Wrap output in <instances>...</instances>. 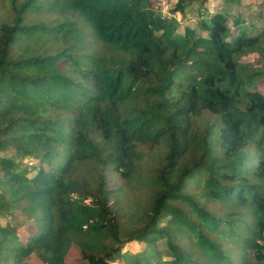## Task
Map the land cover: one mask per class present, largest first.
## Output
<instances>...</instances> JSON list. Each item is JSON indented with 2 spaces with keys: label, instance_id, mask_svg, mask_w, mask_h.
I'll list each match as a JSON object with an SVG mask.
<instances>
[{
  "label": "trees",
  "instance_id": "1",
  "mask_svg": "<svg viewBox=\"0 0 264 264\" xmlns=\"http://www.w3.org/2000/svg\"><path fill=\"white\" fill-rule=\"evenodd\" d=\"M197 1L198 27L180 33L152 0H10L0 214L37 231L21 242L0 226V262L67 264L76 246L86 264H264V92L251 86L264 70L240 61L264 57V26L248 34ZM109 173L143 199L125 201Z\"/></svg>",
  "mask_w": 264,
  "mask_h": 264
},
{
  "label": "rangeland",
  "instance_id": "2",
  "mask_svg": "<svg viewBox=\"0 0 264 264\" xmlns=\"http://www.w3.org/2000/svg\"><path fill=\"white\" fill-rule=\"evenodd\" d=\"M177 0H152L153 8L162 14L163 17L176 18L179 27L178 32L182 33L186 26L198 27V22L201 16L198 15L199 1H193L185 10L184 14L180 12H173V7ZM208 12L214 13L216 10L225 11L229 16L230 20L233 17L239 16L243 23L247 26H255L253 29L248 30V34H259L263 31L264 26V0H208ZM9 14V15H8ZM11 7L10 0H0V22L10 20ZM54 15L43 13V18L50 19ZM231 22V21H230ZM264 35H262L263 37ZM240 61L246 65L249 70H264V57L259 55L257 52H249L240 57ZM253 87L264 92V74L258 77L252 85ZM29 164L38 165V160L28 158ZM109 185L110 187L116 188L120 185L123 186L125 192V201L133 202L138 204L143 199V193L135 192L130 186L118 175L109 173ZM191 190L195 192L196 187H191ZM200 197V196H199ZM208 207L215 210L216 212H225L226 208L222 207L214 201H208ZM222 207V208H221ZM166 220L161 222L165 223ZM0 226L9 227L13 230L14 236H17L18 240L23 242L25 237L33 234L37 231V226L32 218H28L19 211H15L12 214L4 215L0 214ZM229 237V236H228ZM188 238V237H187ZM186 238V239H187ZM229 247L235 249V261L241 260V254L245 252V248L240 245L237 241L232 240L230 237ZM190 242V240L187 239ZM226 241L228 239L226 238ZM232 241V242H231ZM232 243V244H231ZM163 246V243H160ZM131 252H136L140 249V244L137 242H131L126 247ZM2 261V260H1ZM27 264H41V260L35 254H31L27 260ZM67 264H86L82 259L79 249L76 246H72L66 256ZM0 264H7L4 261ZM117 264H124L118 262Z\"/></svg>",
  "mask_w": 264,
  "mask_h": 264
}]
</instances>
